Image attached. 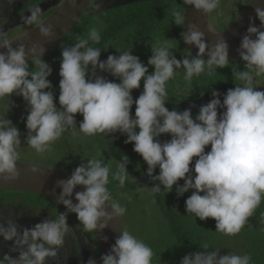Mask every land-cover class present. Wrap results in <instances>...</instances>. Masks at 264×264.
I'll return each instance as SVG.
<instances>
[{"label": "clouds", "instance_id": "clouds-1", "mask_svg": "<svg viewBox=\"0 0 264 264\" xmlns=\"http://www.w3.org/2000/svg\"><path fill=\"white\" fill-rule=\"evenodd\" d=\"M67 3L74 9L79 6V0H67ZM250 4L254 5L255 18L260 24L257 26L255 19L249 18L237 49L244 70H233L232 74L241 83L228 89L222 102L221 94L212 90V99L199 106L195 116L192 107L196 105L183 111H170L165 106L168 82L181 68L183 79L190 86L194 76L205 72L210 75L227 67L229 45L223 37L208 41L205 31L197 24L186 23L185 7L172 10V22L186 29L180 38L185 45L198 49L195 55L187 48L182 58L177 59L167 40L157 39L147 43L151 51L147 65L131 49L122 52L116 49L118 55L110 54L101 60L102 50L107 51L108 47L92 46L101 41L100 29L96 27L90 28L87 37L77 36L74 44L61 47L59 107L48 79L52 68L43 59L46 51L43 44L32 42L29 47L20 42L13 47L15 40L0 28V181L8 183L20 176L17 165L22 134L8 119V113L15 107L10 98L16 95L23 98L28 113L24 144L36 153L49 151L68 131L74 136L101 134L105 138L119 132L147 164L144 174L153 186H142V190L155 195L171 192L175 185L178 197L191 190L185 200L187 214H194L201 221L214 219L215 231L223 235L239 234L264 200V90L259 85V78L264 77V0H250ZM102 5L103 0H97L95 8L102 9ZM183 5L193 6L210 18L214 12L219 14L221 0H183ZM42 11L38 5L30 8L21 21L34 26L43 38L50 40L55 35L54 25L41 19ZM207 31L215 33L210 24ZM149 66L154 71L149 72ZM98 70L115 79L98 75ZM141 81L143 91L134 99L132 92L140 89ZM5 98L7 102H3ZM220 109L223 111L218 112ZM76 114L83 117L79 123ZM164 135L170 139L163 141ZM208 146L210 150L206 151ZM129 163V158L123 155L117 170L111 173L121 188L132 177L126 168ZM157 168L159 174L154 175ZM30 170L33 174H45L36 165ZM110 171L103 159L82 160L69 178L57 182L61 191L56 203L63 205L65 211L32 227L18 224L19 214L13 217L0 213V237L4 242H12L9 252L0 256V264H48L50 259L59 264L69 229V214H75L83 231L88 233L102 232L111 222L123 217L127 208L113 199L107 187ZM77 186H82L83 191H75ZM201 249L183 256L180 264H252L248 253L221 254V249H210L207 244ZM153 256L148 244L122 228L100 261L152 264ZM86 264H98V261L93 256Z\"/></svg>", "mask_w": 264, "mask_h": 264}, {"label": "trees", "instance_id": "trees-1", "mask_svg": "<svg viewBox=\"0 0 264 264\" xmlns=\"http://www.w3.org/2000/svg\"><path fill=\"white\" fill-rule=\"evenodd\" d=\"M183 6V0H161L157 3L151 2L148 4H131L117 8H107L99 12L86 9L75 27L55 47L45 54L43 59L52 69L55 66H59L61 47L74 44L77 36L87 37L92 27L100 29L101 33L100 43L93 44L92 46L100 48L108 47L107 51L102 50V55H118L119 53L116 49L121 52L131 49L132 54L138 56L147 65L148 58L151 55L150 45H147V43H152L157 39L160 40V37L164 35L167 39H172L170 41L177 43L176 45H172L171 50L178 59V48L182 47L184 53H186V48L180 38L182 28L172 22L173 17L171 13L174 8L182 10ZM111 50L114 52H110ZM233 70H244V63L241 60L229 62L227 67L217 69L210 75L205 72L200 76H194L192 84L189 87L186 85L181 86V84L174 86L168 82V97L171 98V102L174 101V98L175 100L177 99L176 104L174 102L175 106L182 107L185 102L198 98L205 93H211L212 90H221L226 93L228 89L235 87V83H241L238 80H234ZM152 71L154 69L149 66V72ZM183 76L184 70L182 68L178 69L174 80L186 83ZM48 79L52 83V90L56 98L55 102L57 107H59V81L61 77L51 74ZM184 88H186L185 91H183ZM132 93L137 95L134 91ZM10 99L15 104V107L8 113V119L19 130L23 131L26 129L25 118L28 114L25 101L22 97L16 95H12ZM3 102H7V98ZM134 111L135 108H132L133 115ZM80 116L82 117V115ZM122 137L125 141L126 136L122 135ZM166 137L165 140L170 139L169 136L166 135ZM91 139H93L92 142L98 144H104L108 139L107 144L102 145L99 152L104 162L110 166L111 171L107 187L113 199L118 202L122 201L131 204L133 201L130 202L129 198L126 197L128 193L135 192L142 195L134 207H139L143 215L149 216L151 225L158 228L159 234L157 239L145 242L154 252L152 264H180L183 256L202 250L201 246L205 244L210 249H221V254H227L229 251L236 252L237 254L248 253L252 257V264H264V200H262L239 234L235 236L223 235L215 231L216 222L214 219L208 218L206 221H201L194 214H187L185 211V200L191 195V190L180 197L177 196L175 185L171 192L165 193L162 191L155 195L142 190V186L151 188L153 183L144 174L147 170V164L138 153L133 151V144L123 143L131 147L130 149L112 137L105 138L101 134L91 136ZM208 150H210V146L206 148V151ZM123 155L129 158V165L132 163H136V166H138V163L141 164V167L144 169L138 167L137 171L132 170L137 172L141 178L146 179V185H142L129 177L125 182V186L121 188L119 182L112 179L111 173L117 170V163ZM93 158L97 157L94 155ZM65 169L68 174L72 173L73 169L70 166ZM158 170L159 168L156 169V171ZM154 175H157V173H154ZM179 184L182 185L183 180L179 181ZM161 187L163 188V186ZM25 195L38 198L31 194ZM45 202L58 206L57 203L46 198ZM145 209L151 210L147 213Z\"/></svg>", "mask_w": 264, "mask_h": 264}, {"label": "water", "instance_id": "water-1", "mask_svg": "<svg viewBox=\"0 0 264 264\" xmlns=\"http://www.w3.org/2000/svg\"><path fill=\"white\" fill-rule=\"evenodd\" d=\"M92 0H79V6L77 8H72L68 3L67 0H58L57 3L52 0H47L45 3L51 2L53 6L57 5L56 9L47 16L43 21L46 23H50L54 25L55 35L50 40H46L43 38L38 29L32 28L30 31L26 32L19 37H16L13 43V47H16L17 43L23 42L29 47L31 46L32 42H39L43 44L47 54L53 47H55L70 31L74 28V26L78 23L83 13L89 7ZM113 1V4L110 5L111 8H117L121 6H125L131 4V0H109ZM185 7V15H186V23H195L197 24L201 30L205 31L206 38L210 42H215L218 37H223L228 45H229V62H236L240 61V57L238 55L237 49L239 48L242 34H244L249 26L250 20L249 18L252 17L255 19V24L258 26L260 21L258 18H255L254 12V5L250 4V2L246 5V7L240 12V14L236 17V19L224 30L208 32L207 25H211L210 18L205 17L200 12L194 10L193 6H183ZM182 9V10H183ZM19 21V17L12 19L10 22L5 24L2 28L4 30L8 28L17 27ZM212 26V25H211ZM213 27V26H212ZM186 30L182 28V31ZM218 33V34H217ZM184 47L189 49L193 55L196 54L198 49L194 46L185 45ZM44 54V55H45ZM220 95L221 102L223 101V93L218 91ZM212 99L211 93H205L194 99L187 104L184 105L181 111L190 108L192 105H196V107H192V114L195 116L198 114L199 106L207 104ZM223 110L220 109L218 112H222ZM34 164L22 163L18 162V169L20 171V176L17 180L4 183L0 181V191H10V192H22V193H30L34 194L52 202L56 203V200L59 196L61 188L58 187L57 182L62 179H67L70 177V174L63 173L61 171L43 167L36 165L44 171V175L41 176L38 173L33 174L31 172V166ZM127 171L130 176L135 178L136 181L140 182L141 184H146V179L141 178L137 172H134L132 168L127 164L126 165ZM75 191H83L82 186H77ZM75 191L73 195V202L75 201ZM64 207L63 205H61ZM122 232L121 221L114 220L110 223V225L105 228L102 232H92L96 242L98 244V255L97 261L98 264H102L100 261V257L102 254H106L112 244L115 242V238L119 236ZM107 237V241L103 239V237Z\"/></svg>", "mask_w": 264, "mask_h": 264}, {"label": "rangeland", "instance_id": "rangeland-1", "mask_svg": "<svg viewBox=\"0 0 264 264\" xmlns=\"http://www.w3.org/2000/svg\"><path fill=\"white\" fill-rule=\"evenodd\" d=\"M235 2L236 0H221V7L218 10L219 14H217L216 12L213 13V15H215L216 17V20H213L214 29L217 28L218 30H223L224 28L227 27L228 23L231 24L233 22L236 14L239 12L238 8L232 7ZM224 14L225 15L229 14V16L225 18ZM223 19L224 21H222ZM160 40L161 41L167 40V43L170 44L171 46L177 44L173 41H170L172 39L170 40L167 39L164 35L160 37ZM178 50H179L178 59H181L182 55H184L185 53L182 50V47L178 48ZM110 52H114V51L111 50ZM59 70H60V65L55 66L52 69V74L58 77ZM97 74L103 75L106 77V73L100 72L99 70L97 71ZM107 78L111 80L112 76L107 77ZM142 82L143 81H141V85L143 84ZM169 82L172 83V85L174 86L181 84V86L186 85L187 87H189V85H187L183 81L179 82V81L172 79ZM259 85L261 86L260 90H264V77L259 78ZM185 90L186 88L183 89V91ZM133 91L137 93V95L132 93L133 98L135 99L137 96H139V93H141L143 89L142 87H140V89H136ZM133 108H135V105H133ZM82 119L83 118L80 116V114H76V120L78 123ZM19 131L22 134L21 135L22 146H21V149L19 150L20 160L18 162L36 164L40 166L49 167V168H52V169H55V170H58L64 173H68L65 169L66 167L70 166V168L74 170L77 166H79L82 160L91 159L94 157V155L97 157V159H103L100 155L99 149L102 147V145L104 146V144H98V143L92 142L93 139H91V136H86L83 133H80L79 135L74 136L71 133V131L65 132L58 140H56L51 145L49 151L43 154H38L35 152L34 149L27 146V144H24V138L27 135V129L23 131L21 130ZM109 137H112V136L110 135ZM166 138L167 137L165 135L163 137V140H165ZM123 139L124 138L122 136H119V139L117 140L121 141ZM124 146L126 147L127 145L125 144ZM126 197L129 198L130 202L132 201L133 202L131 204H128L122 201L119 202L121 203V205L127 208V212L125 213V215L120 218L122 228L129 230L130 232H132L133 235L142 239L144 242H148L155 238L157 239V236H159L158 228L151 225V220L150 218H148L149 216L147 217L143 215L139 207H136V208L134 207L137 200H139L142 197V195L136 194L135 192H130L127 194ZM0 198L10 201V202L22 201V202H25L27 205L34 206L35 208H43L45 211V218H48V217L51 218L52 216L51 212H57L59 210L55 204H51L43 200H41L40 202H37V198L31 197V196L26 197L24 194H20V193L0 192ZM47 210L51 212L46 213ZM150 210L151 209L149 210L145 209L147 213H149Z\"/></svg>", "mask_w": 264, "mask_h": 264}, {"label": "flooded vegetation", "instance_id": "flooded-vegetation-1", "mask_svg": "<svg viewBox=\"0 0 264 264\" xmlns=\"http://www.w3.org/2000/svg\"><path fill=\"white\" fill-rule=\"evenodd\" d=\"M46 1L47 0H11V2H10V0H0V28H2L5 24L10 22L12 19L19 17L17 27L8 28L5 31L8 33L9 37L13 40L16 37H19L20 35L25 34L26 32L30 31L32 28H34V26L25 25L21 21V16L27 15L28 10L30 8H33V7L38 5L43 10L41 19L44 20L57 7V5L53 6V4H51V2L45 3ZM52 1L57 3L58 0H52ZM131 1H132L131 4H148L151 2L157 3L158 1H161V0H131ZM96 2H97V0H92L88 9L92 10L93 12L94 11L99 12L103 9H107V8L110 9L111 8L110 5L113 4V1L103 0L102 9L98 10L95 8ZM249 2H250V0H236L234 5L232 6V7H236L239 9V12L235 16V19L240 14V12L246 7V5ZM131 4H128V5H131ZM228 16H229V14H227V15L224 14L225 18ZM213 20H216V17H215V15L212 14L210 17V22H211L212 26H214ZM222 21H224V19ZM229 24L230 23L227 24V27L229 26ZM215 29H216V31H222V30H218L217 28H215ZM107 56H108V54H104V55L101 54L100 59L106 60ZM103 57H105L106 59ZM104 73H106V72H104ZM106 76L111 77V75L109 73H106ZM114 79H115L114 77L111 78V80H114ZM115 82H119V81L116 80ZM142 89H143V84H142ZM216 91H220L223 94H225L221 90H216ZM139 95H140V93H139ZM170 100H171V98L168 97V100L166 101V104H167L166 107L170 111L171 110L181 111L182 108L184 107V105L182 107L175 106L177 99L175 100V98H174L173 102H171ZM174 102H175V104H174ZM111 136L113 139L117 140V139H119V136H122V134L117 132L115 134H111ZM117 141L120 143H124V139L121 141L120 140H117ZM104 144L106 145L107 141L104 142ZM135 164L136 163H132L131 165H129L134 171H137L138 167L140 169H144L141 167V164L138 163V166H136ZM34 165H36V164H34ZM43 167H45V166H43ZM154 173H157V175H158L159 170L158 171L155 170ZM130 178L133 179V177H130ZM146 184H147V182H146ZM0 192H7L8 193L10 191H0ZM13 193H20V194H24V195L30 194V193H22V192H13ZM31 195H34V194H31ZM25 196L27 197V195H25ZM34 196H37V195H34ZM37 197H38L37 202H40L41 200L45 201V198L42 199L43 197H40V196H37ZM56 207L59 209L57 212H51L49 210H47V212H46V213L51 212V215H52L51 218L55 217L58 214V212L65 211V209L61 205H58V206L56 205ZM0 213H3L5 216L12 214L13 217H15L17 214H19L18 218H17V223L24 226V227H32L36 223H39L40 221L45 219V211L43 208H35L34 206L27 205L25 202H22V201L10 202V201H7V200L1 199V198H0ZM67 220H68V224H69V229H68V232L65 236L64 246L60 250L59 264H86L87 260L90 257L94 256L95 258H97L99 249H98V244L96 242V239H95L93 233L92 232L88 233V232L83 231V226L77 220L76 215L69 214ZM11 244H12V242H4L3 238L0 237V256L9 252V248L11 247ZM12 255L15 256L17 254L12 253ZM48 264H57V261L50 259L48 261Z\"/></svg>", "mask_w": 264, "mask_h": 264}]
</instances>
